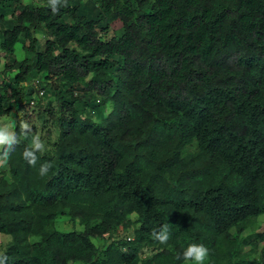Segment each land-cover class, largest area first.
Returning <instances> with one entry per match:
<instances>
[{"label":"trees","instance_id":"obj_1","mask_svg":"<svg viewBox=\"0 0 264 264\" xmlns=\"http://www.w3.org/2000/svg\"><path fill=\"white\" fill-rule=\"evenodd\" d=\"M67 4L0 0V116L51 95L58 137L0 168L6 264H264V0Z\"/></svg>","mask_w":264,"mask_h":264},{"label":"clouds","instance_id":"obj_2","mask_svg":"<svg viewBox=\"0 0 264 264\" xmlns=\"http://www.w3.org/2000/svg\"><path fill=\"white\" fill-rule=\"evenodd\" d=\"M47 7L55 14L60 11L61 7H67V0H47ZM13 117L10 115L0 116V168H6L11 154L16 150V146L21 143L22 139L29 140V145L25 146L22 156L29 165L35 166L38 160L37 153L43 154L46 151L45 141L42 139L43 133H34L33 129L27 121H21L19 124V135L13 131ZM28 131H25V130ZM58 139V137L56 138ZM51 163L41 164L39 174L47 175ZM151 236L160 244H167L170 239V228L168 224H164L154 229ZM131 239V238H130ZM209 255V249L203 244L190 243L182 253L177 254V259L192 260L196 264H204ZM8 257L0 252V264H6Z\"/></svg>","mask_w":264,"mask_h":264},{"label":"rangeland","instance_id":"obj_3","mask_svg":"<svg viewBox=\"0 0 264 264\" xmlns=\"http://www.w3.org/2000/svg\"><path fill=\"white\" fill-rule=\"evenodd\" d=\"M39 37L42 38L41 35H39ZM14 55L17 60H20L24 57V50L21 43L16 44L14 48ZM4 65L5 59L1 57L0 82L3 79L7 78L6 72L3 73ZM39 77L42 78V76ZM48 103H50V106H48ZM109 109V106L103 107V111L105 112L109 111ZM52 111L54 113L57 112V105L55 101H53V97L51 95H48L41 99V103L39 105L35 102L34 105L25 107V110L20 111L18 114L15 112H10L7 115L13 117L14 126L16 123L20 124L21 121H27L28 123H30L34 133H43L42 139L45 141L46 151H48L51 150L52 143L57 136V127L51 115ZM132 219H135V215H132ZM255 225L258 228L257 231H264V217L262 216L256 219ZM55 227L60 231L81 230L83 228L77 222H73L67 215H60L56 220ZM246 232H250V227L247 228ZM11 240L12 238L10 235L0 233V246H6L9 242H11ZM93 242L98 244L95 238H93Z\"/></svg>","mask_w":264,"mask_h":264},{"label":"built area","instance_id":"obj_4","mask_svg":"<svg viewBox=\"0 0 264 264\" xmlns=\"http://www.w3.org/2000/svg\"><path fill=\"white\" fill-rule=\"evenodd\" d=\"M38 94H39V95H42V91L40 90V91L38 92ZM32 103H33V102H32Z\"/></svg>","mask_w":264,"mask_h":264}]
</instances>
